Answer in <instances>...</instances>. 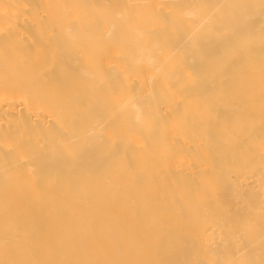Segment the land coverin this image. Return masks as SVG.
Here are the masks:
<instances>
[{"label":"bare ground","instance_id":"1","mask_svg":"<svg viewBox=\"0 0 264 264\" xmlns=\"http://www.w3.org/2000/svg\"><path fill=\"white\" fill-rule=\"evenodd\" d=\"M0 264H264V0H0Z\"/></svg>","mask_w":264,"mask_h":264}]
</instances>
